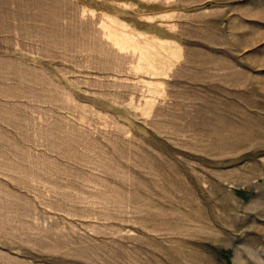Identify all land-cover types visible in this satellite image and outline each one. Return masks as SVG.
Instances as JSON below:
<instances>
[{
    "label": "rangeland",
    "instance_id": "1",
    "mask_svg": "<svg viewBox=\"0 0 264 264\" xmlns=\"http://www.w3.org/2000/svg\"><path fill=\"white\" fill-rule=\"evenodd\" d=\"M0 264H264V0H0Z\"/></svg>",
    "mask_w": 264,
    "mask_h": 264
}]
</instances>
